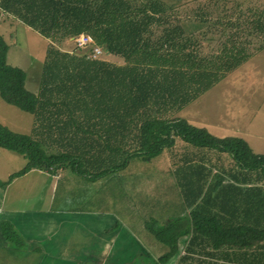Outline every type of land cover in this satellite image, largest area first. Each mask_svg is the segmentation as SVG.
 Wrapping results in <instances>:
<instances>
[{"label":"trees","instance_id":"16d2710c","mask_svg":"<svg viewBox=\"0 0 264 264\" xmlns=\"http://www.w3.org/2000/svg\"><path fill=\"white\" fill-rule=\"evenodd\" d=\"M0 8L58 47L86 34L106 54L123 60L118 65L51 45L40 90L33 93L26 87L27 73L8 63L10 46L0 36V98L34 117L31 134L0 124V148L28 160L9 181L32 169L70 168L80 176L102 178L123 170L133 158L152 161L181 138L197 149L229 154L235 173L208 185L209 178L198 170L205 168L202 162L194 175L181 179L190 214L150 228L167 247L156 264H169L179 255L184 237L189 241L176 264H234L248 254L260 262L264 155L242 138H219L176 117L251 55L230 36L218 53L202 52L213 35L226 36L243 23L184 16L179 5L162 0H0ZM259 16L264 18V12ZM252 22L264 33L263 19ZM45 144L66 150L48 154ZM4 231L17 242L10 223Z\"/></svg>","mask_w":264,"mask_h":264},{"label":"rangeland","instance_id":"374dc122","mask_svg":"<svg viewBox=\"0 0 264 264\" xmlns=\"http://www.w3.org/2000/svg\"><path fill=\"white\" fill-rule=\"evenodd\" d=\"M162 1L179 5L184 16L199 14L209 19L211 17L233 18L243 23L241 28H239L240 25L229 28L226 36L213 35L214 41L212 44L205 43L202 52L207 56L218 53L223 44H228L230 36V42L239 41L237 43L250 51L251 55L242 66L231 72L199 100L176 114V117L186 119L190 124L199 128H206L212 135L219 138H242L249 143L256 154L264 155V33L257 32L256 23L252 22L264 20L262 16H259L264 12V2L261 0ZM234 31L240 34H235ZM0 36L10 46L8 63L23 69L28 75L27 89L38 93L49 47L51 45L58 47V44L45 40L16 18L1 10ZM247 41L252 42L243 44ZM97 47L94 44L92 47L81 50L72 38L58 48L72 54L87 53L89 56H96L98 60L123 64V60L106 54L101 47L99 48L102 53H97L94 51ZM33 120L31 114L8 105L0 98V124L9 127L14 132L29 134ZM10 121L13 125L22 126L12 127ZM27 131L29 133H25ZM42 148L48 154H59L66 150L60 146L51 147L49 144L43 145ZM0 151L14 159L8 162L6 158L5 160L1 158V174L7 168L22 170L27 166L28 160L24 157L6 149L0 148ZM201 152L210 154L206 160L208 164L234 167L229 154L197 149L181 138H177L174 147L166 149L162 155L150 162L133 158L123 170H118L101 179H93L91 176L87 179L76 178L75 183L83 185L84 189L76 190V196L73 199L80 197L85 200L84 208L95 207L96 201L97 210L115 212L133 237L130 243L135 246L139 243L143 250L146 247L149 248L154 258L155 254H163L167 247L156 239L150 232V228L163 227L171 217L178 218L184 215L185 208L182 204L184 200L178 195L182 193L177 184V170L185 168V161H189L193 153L200 156ZM186 163L191 165L189 162ZM171 171H174V175ZM248 260L245 259L243 264ZM148 262L151 263L149 259Z\"/></svg>","mask_w":264,"mask_h":264},{"label":"crops","instance_id":"0c3cea01","mask_svg":"<svg viewBox=\"0 0 264 264\" xmlns=\"http://www.w3.org/2000/svg\"><path fill=\"white\" fill-rule=\"evenodd\" d=\"M0 10L2 11L1 8ZM10 123L12 127L22 126ZM33 127L34 120L31 133ZM209 157L208 152L197 157L194 155L189 159L193 160L189 161L192 166H188L187 160L185 168L177 170V177L180 179L177 184L181 190V179L194 175V167L202 162L206 166L204 170L201 167L198 170L203 177L209 178L208 185L220 180L221 176L234 175L232 166L228 168L206 163ZM1 158H6L8 162L14 161L3 151H0V160ZM20 171L7 168L4 173H0V181L8 182L13 174ZM171 174L174 175V171ZM79 177L87 179L69 168L54 172L32 169L0 186V264H156L160 255L166 253L165 250L163 254H155L153 258L149 248L143 250L139 243L137 246L130 243L133 237L115 212L97 210L96 201L95 207L89 209L83 206L85 200L80 197L74 200L76 190L84 189L83 185L75 183V179ZM178 195L184 200L183 195ZM182 204L185 208L183 216L189 215L190 210L185 207L184 202ZM178 218L171 217L168 222ZM6 223H10L17 233L16 243L5 234ZM186 224L188 225L187 221ZM188 241L189 237L180 240V254L169 264L178 262ZM260 254L262 255L256 257L260 259L258 264H264V251ZM242 257L245 258L241 259V263L234 264H243V259H249L245 264H256L255 259L254 262L251 261L253 256L248 254L247 257Z\"/></svg>","mask_w":264,"mask_h":264},{"label":"built area","instance_id":"2783aa9c","mask_svg":"<svg viewBox=\"0 0 264 264\" xmlns=\"http://www.w3.org/2000/svg\"><path fill=\"white\" fill-rule=\"evenodd\" d=\"M75 43H76V46L81 49V50H84V49H87L89 47H92L95 43L93 42V40L86 34H82L80 35L79 37H77L75 39ZM97 53H100L101 50L99 47L95 48V50ZM102 53V52H101ZM100 53V54H101ZM96 57V56H95Z\"/></svg>","mask_w":264,"mask_h":264}]
</instances>
